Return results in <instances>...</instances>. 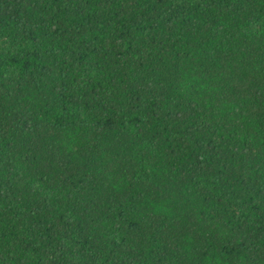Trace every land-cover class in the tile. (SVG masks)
Returning a JSON list of instances; mask_svg holds the SVG:
<instances>
[{
  "label": "trees",
  "instance_id": "16d2710c",
  "mask_svg": "<svg viewBox=\"0 0 264 264\" xmlns=\"http://www.w3.org/2000/svg\"><path fill=\"white\" fill-rule=\"evenodd\" d=\"M0 264H264V0H0Z\"/></svg>",
  "mask_w": 264,
  "mask_h": 264
}]
</instances>
